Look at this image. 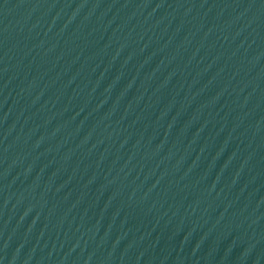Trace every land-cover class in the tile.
<instances>
[{
	"label": "water",
	"instance_id": "water-1",
	"mask_svg": "<svg viewBox=\"0 0 264 264\" xmlns=\"http://www.w3.org/2000/svg\"><path fill=\"white\" fill-rule=\"evenodd\" d=\"M0 264H264V0H0Z\"/></svg>",
	"mask_w": 264,
	"mask_h": 264
}]
</instances>
